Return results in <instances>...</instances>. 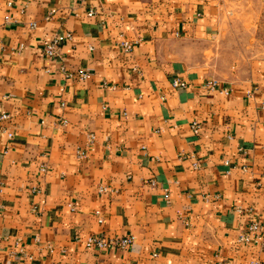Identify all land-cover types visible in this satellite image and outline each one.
Masks as SVG:
<instances>
[{
	"label": "crops",
	"instance_id": "0c3cea01",
	"mask_svg": "<svg viewBox=\"0 0 264 264\" xmlns=\"http://www.w3.org/2000/svg\"><path fill=\"white\" fill-rule=\"evenodd\" d=\"M88 1L0 0V264H264L235 242L264 220V58L212 73L245 0ZM100 233L135 242L87 248Z\"/></svg>",
	"mask_w": 264,
	"mask_h": 264
},
{
	"label": "rangeland",
	"instance_id": "374dc122",
	"mask_svg": "<svg viewBox=\"0 0 264 264\" xmlns=\"http://www.w3.org/2000/svg\"><path fill=\"white\" fill-rule=\"evenodd\" d=\"M236 11L245 18H226L213 47L212 73L221 79L234 80L252 59L264 58V0H245Z\"/></svg>",
	"mask_w": 264,
	"mask_h": 264
},
{
	"label": "built area",
	"instance_id": "2783aa9c",
	"mask_svg": "<svg viewBox=\"0 0 264 264\" xmlns=\"http://www.w3.org/2000/svg\"><path fill=\"white\" fill-rule=\"evenodd\" d=\"M83 6L84 13L87 16H92L95 14L94 8L89 4L88 0H79ZM8 5H11V2H8ZM76 12L75 14H77ZM48 17V16H47ZM31 27L35 26L34 22L30 23ZM72 37V33L70 31L62 32L55 34L52 38L45 41L43 44V52L47 58H54L59 54V47L62 43L66 42L67 40H70ZM134 41L130 40H124L120 42V49L124 51H129L132 46L134 45ZM90 70L87 68H79L75 73H67L66 75L68 77H76L79 79H86L90 75ZM171 86L174 89H184L187 88L188 82L181 76L176 75L171 79ZM202 88L206 90H214L216 88H219V86L213 82L212 80H207L202 84ZM221 91L227 93V88H220ZM9 118V115L5 112L0 113V119L6 120ZM191 128L194 132H197L199 129L197 122H192ZM0 131H5V128L3 126H0ZM8 137H12V133H7ZM88 144H92L95 136L93 133L88 134ZM83 152H80L79 156H83ZM199 165L197 162L193 163V167L197 168ZM39 169L41 171H45V165L42 164ZM153 183V181H151ZM98 192H105L107 190V186L105 185H98L97 187ZM33 190H36L34 187ZM73 209V206H72ZM98 222L102 223L103 219L101 216H98ZM2 237L0 236V239ZM251 238H256L258 240H261L262 244H264V220H261L259 218H253L249 221L247 227L245 229L239 230L235 234V242L238 245H244L248 243ZM135 242V238L132 235L128 236H120V237H108L105 234H91L89 235L85 240V246L87 248H94L98 250H107L109 248H118V249H125L128 246L132 245ZM221 264H231L228 261L222 262Z\"/></svg>",
	"mask_w": 264,
	"mask_h": 264
}]
</instances>
